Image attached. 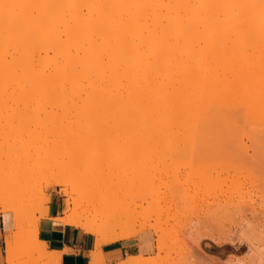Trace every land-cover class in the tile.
Listing matches in <instances>:
<instances>
[{
    "label": "bare ground",
    "instance_id": "6f19581e",
    "mask_svg": "<svg viewBox=\"0 0 264 264\" xmlns=\"http://www.w3.org/2000/svg\"><path fill=\"white\" fill-rule=\"evenodd\" d=\"M187 111L193 120L203 111L205 115L201 113V116L208 117V126L214 129L226 123L233 144H238L242 135H248L244 133L248 132L247 127L251 130L261 126L258 117L264 113V0H0V117H9L6 126L0 118L3 133L9 137V141L3 139L0 128L4 146L0 156L9 153L6 158L14 163L12 158L14 161L15 158H10V154L18 152L19 143L24 150L20 149L23 155L19 151L17 156L23 158H16L15 162H24L29 154L26 165L14 168L16 171L10 168L0 171L1 211L13 216V229L6 239V264L18 262L15 244L21 238L31 245L26 257L32 264H62V252L50 251L40 239V222L34 221L30 231L24 232L25 224L28 225L26 208L15 197L7 196L27 187L36 178L39 170L35 166L39 164L34 160L41 155L38 147L44 146L51 155L58 151L62 137L84 136L80 131L77 135L78 129L73 124V131L70 123L67 125L62 120L61 124L59 117H88L90 122L84 118L87 123L80 119L81 131L91 128L102 135L101 140L96 136L98 139L93 137L91 142L84 136L82 142L88 147L99 140L104 142L108 130L116 134L125 131L123 135L129 132L133 137L135 155L148 152L159 156L158 153L165 151L179 154L184 149ZM246 115L257 117L256 127L251 126L252 118L247 122L250 126L238 125L247 119ZM95 117H99L101 124L98 125ZM92 119L94 127L88 125ZM105 120L109 125L103 124ZM85 123L89 127L83 128ZM63 124L67 125V131ZM193 128L199 131L198 126ZM260 132L255 131L258 135ZM31 148L38 153L33 159ZM225 148L219 152L218 158L222 160L217 164L222 166L215 178L224 179L221 182L225 181L226 186L219 192L209 188L213 193L210 199L206 198L202 220L204 232L210 229L203 235L212 238L215 244L210 247L217 250L218 244L232 247L231 242L236 238L230 229L233 225L241 226L244 231L254 229L260 225L254 223L255 219L264 216V177L252 178L254 174L251 177L247 174L249 180L235 178L240 177L237 173L246 166L251 169L262 166L261 163L264 166V149ZM41 157L44 164L46 157ZM29 158L33 162H28ZM1 159L3 167L8 161L2 159L1 163ZM54 159L40 168L56 169L64 163ZM205 180L206 187L209 180ZM131 181H136L135 175ZM57 183L62 185L70 205L57 220L94 235V255L100 256L106 243L153 228L143 223L135 229L121 222L122 213L126 215L124 209V212L104 214L96 211L94 205L82 209L83 199L74 195L75 188L62 179H57ZM41 190L37 205L50 200ZM44 211L48 214L49 208ZM211 227L216 229L212 228L211 232ZM219 229H229L231 234H219ZM158 241L160 251L164 243L161 238ZM247 255L230 264H264V246L254 245ZM207 258L203 261H208ZM156 260L153 255L140 254L129 256L119 264H157Z\"/></svg>",
    "mask_w": 264,
    "mask_h": 264
},
{
    "label": "rangeland",
    "instance_id": "374dc122",
    "mask_svg": "<svg viewBox=\"0 0 264 264\" xmlns=\"http://www.w3.org/2000/svg\"><path fill=\"white\" fill-rule=\"evenodd\" d=\"M200 43L203 45V42ZM187 95L189 100L188 92ZM187 113L189 115H187L186 117L187 124L184 133L185 134L184 149H182V151H180L179 154L178 152L171 153L170 151H165V153L163 152L160 154L158 153L159 156H156V154L151 155L148 152L141 153L140 155H135L133 153L134 140L131 133L129 132H127L128 135L125 136L123 135L125 131L124 133L122 131L116 134L115 131L113 133L112 132L113 130L112 131L108 130L106 131L107 133L104 134V136H106L108 133L109 136H107L104 142H102L103 140L100 141L101 134L99 135L101 131L97 130L99 132L98 133L94 130H91V128L90 130L85 128L88 125L89 126L92 125V123H94L95 120L92 119L93 122L88 123L87 125L86 123L90 122L87 120L88 117H70V118L59 117V119H61L59 120L60 123L63 120V123H66L67 125H69V123L70 125L73 124V128L78 129V130L76 129L78 131V132L76 131L77 135L80 131V133L83 134L90 142L91 140H94L93 137L96 136L100 140L97 141V143L96 142L90 143L93 144V146L89 145L88 147L87 146L88 144L82 142L84 139L83 135H82L83 137L81 138L77 136L74 137L71 134L72 136L69 135L62 137L63 140L61 139L60 142L58 143L59 145L57 147L58 151L54 152L51 155H49L47 150L46 151L44 150L45 149L44 146L43 148L42 146L38 147V150L43 149L45 151V152L43 151V153L44 154L46 153L45 156L42 155V152H39L40 150L39 151L37 150V152L41 154L39 158L37 156L38 153L35 154L34 152L35 150L31 148L32 150H30L29 152L32 153L34 152L35 156L32 155L33 157L31 156L30 158L33 159L37 156L36 157L37 161L35 159L34 163L38 162L39 164L38 165L39 167H37V164L35 166V169L39 170L38 172L36 171L35 173L36 178L32 179L27 187L21 190H15L7 195L9 197H15L17 199V203L23 205L26 208V213H27V214L25 213L27 219L26 223H28L29 226L25 224L26 227L24 226L23 229L24 232L27 231L26 233H28L30 231L34 221L40 222L42 218L48 217L49 213L45 214L46 211H44L47 210L48 208L49 211L50 208L52 209L50 214L58 213L56 217H60L66 214V211L70 208V205L67 201L68 197L62 191V185L57 183V179H62L70 188H75L74 195L76 197H82L84 204L82 209H85L87 207L92 208V205H94L96 211L102 212L103 214L115 213L120 211L124 212L123 211L124 209L126 211L125 212L126 215H123L122 213V217L120 216V218L122 219L119 218V220L120 221L123 220V222L125 224H128V226H131L135 229H139L143 223L146 224L148 223L149 226L152 225L153 228L144 229L142 231H150V233L152 232L155 236L156 251L152 253V255L157 259L156 260L157 264H208L209 261H210L209 264H230V262L234 259L247 257L248 256L247 254H249L251 248L254 245L264 246V216H262V218L255 219L256 222L254 221V223L260 225L258 227L257 226L254 227V229L252 228L244 231L243 229L241 230V226L239 227L237 225H233L230 228L231 230L233 229V231L231 230L230 231L232 233V237H236L235 240L233 239L235 243L234 241L231 242L232 247H226V245L224 244L223 245L218 244L219 245L218 250L212 249L210 247L215 243L213 242L212 238L210 239L209 235H208L209 236L208 239H207L208 236L206 237L205 235H203V233L207 232L210 229H208L209 228L208 227L207 230H205L204 232V226L202 224V220L205 216L204 213L206 212L205 204L207 199L211 198L213 192L215 191L219 192L222 190L221 188H225L226 186L225 181L221 182L224 179L220 181L219 180L220 177L219 179L215 178L217 177L216 172L222 166V164L219 163H218L219 165L217 164V161H219L220 159L218 158V156L220 157L219 152L221 150H224V148L228 144L229 146L226 147L227 149L225 148L226 150L230 149L231 147L232 149L233 148L236 149L238 146L249 147L250 151H253L254 148H256L257 150L260 149L263 150L264 144L261 143L262 142L264 143V128H263L264 113L262 117L261 116L260 118L258 117L259 122L260 119L262 120L260 122L261 126H263L262 128L261 126L259 127L255 126L254 120L257 117H250L249 115H246L247 119L246 120L242 119L244 123H242L243 122L242 120H240L242 122L239 123V120L237 119V124L239 123L238 125H240L241 128L245 126V124L248 122V119H250L251 121V118L252 121H254V124L251 123V126H253L252 128L256 127L254 129L249 130L248 128L250 127L246 126L248 132H244V133L248 135L245 136L242 135L244 138L240 137V140L241 139L243 140L241 141L239 140L240 142L238 141V144L237 143L233 144L232 141L230 140V136L228 135V132L226 130V126H227L226 123L224 124L222 123L218 126L219 128L216 127L214 129V127L211 128L208 126V117L206 118L201 116V113L205 115L203 111H201L199 117H194V120L196 122L192 119V117H190L191 113L189 111H187ZM2 118L6 120H3ZM2 118L1 121H3L2 123L6 126L9 117H2ZM66 118L69 119L67 120ZM76 118H78L77 121H75ZM84 118L85 119L87 118L86 119L87 122L85 121ZM95 118L98 125L101 124L99 122L100 121L99 117H95ZM80 119L82 120L81 121L82 123L86 122L85 123L86 125L83 124L84 125L83 128H85L84 130H86L84 133L81 131L82 127L79 126V124L82 125ZM203 120L205 121L203 122ZM14 122H16V120ZM75 122H78V124H76ZM104 122L105 123L103 124H108L106 120ZM194 123L198 125H194ZM63 125L65 127V131H67L66 130L67 125L66 126L65 124ZM203 125H205L206 127ZM246 125L250 126V124L248 123ZM190 126L192 127L191 129H193V131H190L191 130L189 129ZM193 126H198L199 131L201 130L202 136L198 135L200 134L199 131L197 130L194 131ZM204 127L207 129L206 131L208 132V134L207 132H205ZM0 128L3 136L4 133L2 127L0 126ZM73 128L71 125L70 129H72V131ZM260 129L262 130L261 132L259 131ZM255 131L260 132L261 135L259 134L260 135L259 136L257 133H255ZM90 133L93 136H91ZM73 134L75 133L73 132ZM255 134H257V137L260 138L259 139L256 138ZM4 137L6 139L9 138L6 137L5 134L3 136V139ZM72 137L75 139H73ZM66 138L68 140L69 139L71 140L68 141ZM3 139L2 137H0V149L1 147H4L3 144H1ZM11 140L12 139H10V141ZM73 140L75 141L73 142ZM18 143L16 144L17 147H19ZM77 143L82 145H79ZM222 143L223 144L226 143V145L225 144L222 145ZM19 144H20V148H17L19 149L18 152L20 151L19 154L23 155L22 150L24 149H22L21 143ZM253 145H255L256 147ZM251 148H253V150ZM15 151L16 150H14V153ZM18 152H16V154H10V158H12L11 156H13L15 158V161H17L16 158H18L17 156L19 155ZM2 153L0 151V155ZM8 154L9 153H6L7 158L9 157ZM6 156L5 157L0 156V159L2 158L5 160ZM27 156H29V154ZM27 156L25 157L26 158L25 160L21 159L24 160V162L20 161V163L19 161L15 162L13 158H12V162L14 163H10L6 158L5 161L8 162H4L3 167H1L2 166L1 164L0 171L3 170L4 168H10L11 171L13 169V172L16 171V169L14 170V168L16 167L20 168V166H23V163L26 165L28 159ZM41 156H43V158L46 157L44 158L45 163L49 162V159L51 161L55 160L54 158H56L57 160L59 159L62 163L63 162L64 163L62 164L61 167L58 168L55 167L56 169L51 168L52 170L51 169L48 170V168H45L42 170L41 166H44L45 163L42 164L43 159ZM79 157H82V160ZM20 158H18V160H20ZM30 158H29L30 161L28 160V162H33V160H31ZM2 159H1V163L3 161ZM95 162H97V164ZM261 164L262 166L255 167V169L252 166L253 170L251 169V166H249V168L246 166L247 170L246 168L243 167L245 170L242 169L240 170V172L237 173L238 176L240 175V177H237L236 175L235 178L237 179L239 178L240 181H243L245 179L249 180L250 178L247 177V174L249 177H251V175L254 174L252 178L261 177V176L264 177V166L263 163ZM95 165L97 166L96 168H94ZM99 166L102 168H99ZM217 166L218 168H216ZM10 173H11L10 175L13 174L12 172ZM257 173L259 174L261 173V174L260 175L258 174L257 176ZM7 174H9V171H7L6 175ZM98 175H102V177L101 176L99 177ZM133 175L136 176V181H134V183H132L131 181ZM205 175H210L211 177L210 178L209 176H206L207 181L209 180L208 181L209 183L207 182V184L209 185L206 187H205L206 185ZM223 176L225 175H221V177ZM203 180L205 183H203ZM47 184L49 185L46 186ZM217 184H219V187L215 188L216 186H218ZM40 188H43L44 193H47L50 196L49 202L43 205L36 204L37 197L41 196L42 194V190L39 191ZM209 188L213 192H211ZM94 193L96 195H94ZM126 204L128 206H126ZM127 210L129 211L127 212ZM2 213L3 212L1 211V207H0V215H2ZM6 214L11 220L10 214L9 213ZM54 220H56L55 217ZM212 228L213 227H211V232L213 229H216V228L213 229ZM230 231L229 229H226L225 231L219 229L218 233L219 232L230 233ZM218 233H216L217 236ZM159 238H161V240L164 243V248L160 251L158 250L157 247ZM22 239L23 238H21L20 239L21 241H17V243L15 244L16 259H18L16 260L18 262L16 261L15 262L16 264H32L33 262L28 261L26 257V251L27 249L30 248L31 245L26 241V238L24 240ZM206 243H210V244H206ZM5 244L6 243L4 237V246H6ZM206 245L208 246L205 247ZM220 245L222 247H220ZM206 248L207 249L210 248L211 251L210 249L207 250ZM204 256L208 257V258L205 257V259L207 258L208 261H203Z\"/></svg>",
    "mask_w": 264,
    "mask_h": 264
},
{
    "label": "crops",
    "instance_id": "0c3cea01",
    "mask_svg": "<svg viewBox=\"0 0 264 264\" xmlns=\"http://www.w3.org/2000/svg\"><path fill=\"white\" fill-rule=\"evenodd\" d=\"M51 211L50 208L48 217L40 221L39 236L47 243L50 251L62 252V264H119L129 256L140 254L147 256L156 251L154 234L151 232V235L150 231H142L136 237L106 243L101 247V255H94L95 236L82 228L58 221L56 217L58 213L50 214ZM9 214L12 216L11 213ZM12 222L13 216L10 220L6 213L0 215V264H6L4 237L7 244V233L13 229Z\"/></svg>",
    "mask_w": 264,
    "mask_h": 264
}]
</instances>
